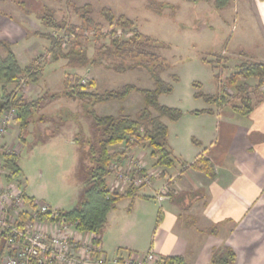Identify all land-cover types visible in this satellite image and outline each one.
<instances>
[{
    "label": "crops",
    "instance_id": "0c3cea01",
    "mask_svg": "<svg viewBox=\"0 0 264 264\" xmlns=\"http://www.w3.org/2000/svg\"><path fill=\"white\" fill-rule=\"evenodd\" d=\"M7 1L0 0V41L12 44L13 52L21 66L25 67L44 55L49 47L46 39L33 34L48 32L33 30L25 23L24 19L31 18L33 12H23L24 9L20 6V9L16 7L6 10ZM17 1L14 7L18 6ZM223 11H229L227 19L231 21L230 25L242 23L241 28L235 26L226 43H232L230 48L234 52L239 49L240 53L245 54V61L264 63V0H231ZM249 19L255 21L254 30L245 26ZM35 20L36 23L40 22L41 27H45L38 15ZM225 24L227 26L226 20ZM220 31L224 36V29ZM237 31H244V36L249 35L243 39L244 42H240L243 36L237 42L232 38V34ZM252 35L261 37V43L256 49L246 41ZM55 64L60 65L65 76V70L69 68L66 61L60 60ZM45 67L43 71L47 69ZM76 70L81 77L91 74L90 69ZM251 81H255L252 83L253 87L257 86L258 80ZM40 90L38 95L36 93L31 97L25 91V98H43L40 94L43 93L42 89ZM254 90L253 88L250 96L256 104L250 115H239L229 107H211L213 113L196 114L207 117L211 124L207 123L198 132L197 138L194 137L201 144L198 148L189 146L186 151L179 148L180 154L175 155L176 142L174 141V147L170 144L176 162L173 167H154L155 160L149 149L132 148L129 162L136 159L149 165L152 161V169L148 168L146 172L153 174L155 180L150 186L140 189L134 198L119 201L109 213L98 245L109 262H120L135 254L144 255L153 251L163 260L162 264L165 258L173 257L182 258L185 264H213L215 254L224 255L230 251L235 255L233 264H264V99L259 98L263 95L262 89L258 92ZM130 97L122 103H127L132 99ZM113 102L115 101L111 103ZM52 107L47 104L42 110L52 112ZM44 120L45 118L42 123ZM10 132L5 140V147L19 154L21 145L15 139L19 138L21 130L14 126ZM122 148L126 150L122 145L112 149L117 152ZM203 153L214 166V178L188 167ZM184 164L188 166L185 167ZM114 177L115 174L111 173L107 178L112 192H115L112 189ZM7 183L0 178V187ZM11 185L13 183L9 182L8 187ZM35 201L39 202L37 199ZM50 208L52 209L51 206ZM45 225L49 226L50 223L46 222ZM72 231V236H76L78 241H93L95 238L93 234L80 233L75 228ZM1 235L2 233L0 264H3L12 250ZM98 256L94 255L96 259Z\"/></svg>",
    "mask_w": 264,
    "mask_h": 264
},
{
    "label": "rangeland",
    "instance_id": "374dc122",
    "mask_svg": "<svg viewBox=\"0 0 264 264\" xmlns=\"http://www.w3.org/2000/svg\"><path fill=\"white\" fill-rule=\"evenodd\" d=\"M25 2L27 3L26 10L33 12L34 15H30L31 18L24 19V21L33 30H47L45 27H41L40 22H35L37 15H41V11L43 12L44 6L55 10L57 21L78 24L80 22L75 16L73 8L91 5L95 18L100 19L101 11L109 9L115 16H124L132 20L137 31L149 36L155 42L153 46L157 49L150 51L157 54L158 61H150L148 57L143 56L130 57L129 59L111 58L108 61H103L109 67L108 69L99 65L91 67L89 68L91 74L89 73L82 79H94L97 83L95 91L102 94L126 85H135L151 90L154 88V73H160L161 78L172 86L173 91L163 94L159 98V103L184 113L177 122L164 119V122L169 126V144L173 146L174 141L176 142L177 147L173 146L175 155L180 154L179 148L186 151L189 146L200 147L201 144L196 139L197 134L207 123L211 124L207 117L197 116L194 113L211 108L198 95L217 94L220 89L215 75H219L224 81L234 71L236 65L247 60V56L240 53L239 49L234 52L230 48L232 43H226L233 29L235 30V26L241 28L242 23L230 25L231 21L227 19L229 11H217L214 7V0L200 3L186 0H25ZM6 4V10L16 7L20 9L18 4L14 7L16 0H8ZM225 20L228 27L225 26ZM245 26L254 30L255 21L249 19ZM223 29L224 36L220 31ZM47 32L49 31L47 30ZM243 33L244 31L234 32L232 38L237 42L243 36L240 42H244L243 39L249 35L244 36ZM89 38L91 41L93 40L92 34ZM260 39V35H252L251 39L246 41H249V45L251 44L252 48L256 49L261 43ZM70 43L65 41L66 49L69 48ZM89 46V54L93 56L94 43L91 42ZM230 51L232 52L230 53ZM214 54H222L225 58H229L224 68L221 63H216L217 67L214 68L204 62L214 61ZM119 64H123L127 71L116 72L114 69ZM59 67L60 65L55 63L48 64L38 84H29L25 81L19 84V94L23 96L27 94V91L29 97L35 96L36 93L38 95V91L42 89L44 94H40L45 96V104H51V107L53 105L51 108L53 111L41 108L40 112H35L33 124L25 133L20 132L19 138L15 139L16 143L20 142L21 145L18 162L22 173L20 183L14 180L11 181L13 183L11 186L18 190L23 189L22 192H26L30 197L33 195L42 204L50 205L53 211L58 209V211L68 212L78 208L84 201L85 189L91 177V141L95 135L90 115L88 116L91 106H86V101H74L64 96L62 82L64 70ZM54 70L56 71L53 72ZM67 70L69 73H73L69 68ZM77 74L79 75L78 72ZM252 83L254 84L255 81H250L251 85ZM29 89L31 90L29 91ZM261 89L263 91L264 87ZM229 92L233 91L229 90ZM53 96H56L54 100ZM130 98L132 99L124 104L115 101L108 105H96L94 109L100 115L118 116L124 111L128 115L136 116L144 106V99L140 93H134ZM14 118L8 124L6 136L0 143L2 164L1 155L9 150L5 147L7 136L14 126L20 129L19 125L14 122ZM2 144L3 146H1ZM132 150V148H126V150L122 148L117 152L113 150L123 157L119 161L113 162L111 168L114 167L113 165H118V173L133 170L135 164L132 162L136 159H131L132 162H129ZM10 151L16 152L12 149ZM146 167L152 169V161ZM143 172L145 173L144 170ZM5 175L6 170L4 169L0 178L5 179ZM154 180L151 178V184ZM8 183L2 185L1 188L7 189ZM146 186L149 185H143L141 189ZM126 190L122 186L117 192L124 193ZM30 205L31 202H26L27 207Z\"/></svg>",
    "mask_w": 264,
    "mask_h": 264
},
{
    "label": "trees",
    "instance_id": "16d2710c",
    "mask_svg": "<svg viewBox=\"0 0 264 264\" xmlns=\"http://www.w3.org/2000/svg\"><path fill=\"white\" fill-rule=\"evenodd\" d=\"M191 2L209 0H186ZM231 0H214L217 11L224 10L230 5ZM17 4L27 11L25 0H18ZM28 12V11H27ZM73 12L80 23L59 22L55 19V10L44 6L38 19L49 30L48 33L36 32L33 36L42 37L49 42V47L44 55L35 59L31 64L21 66L17 56L13 52L12 44L0 41V118L8 111L15 110L14 122L19 125L22 133H25L33 123L35 112L43 108L45 96L38 100H28L19 94V84L25 81L29 84H38L42 71L50 63L64 60L70 71L64 76V96L74 101H86V106H91L88 116L94 130V139L91 141L90 180L84 193V201L71 211H55L58 218H51L52 212L43 214L40 219L46 222L72 224L80 233H91L95 245H100L101 234L106 227L109 213L115 209L117 203L125 198H134L141 187H129L124 193H115L109 189L107 178L112 173L111 164L119 161L122 156L113 152L115 146L124 145L126 148H147L151 151V157L155 160L154 167L168 168L176 165L168 141L169 127L164 119L171 122L180 120L184 113L181 110L163 106L159 98L163 94L173 91L160 73H154V88L142 89L135 85H126L120 89L97 93L94 79H82L76 69H89L94 66H106L103 61L111 58H136L148 57L150 61H158V56L152 49L155 43L149 36L136 30L132 20L124 16H115L109 9H103L100 19L93 15L91 5L73 8ZM40 13V12H39ZM89 34V35H88ZM92 34L93 40L89 38ZM65 41L70 46L65 48ZM93 42L94 55L89 56V44ZM151 50V51H150ZM214 61H204L216 68V63L226 66L229 58L222 54H214ZM162 65V64H161ZM160 65V66H161ZM116 72L127 71L123 64L117 65ZM219 83V92L215 95L199 94L207 104L217 109L229 107L233 112L247 116L254 110V99L250 96L253 86L250 81L258 80L256 92L264 87V63L244 61L237 65L234 71L224 80L215 75ZM86 80L83 84L82 81ZM229 90L233 91L232 93ZM140 93L143 96V108L136 116H131L122 111L118 116H101L94 110L95 105L112 101L125 102L132 94ZM263 95H260L264 99ZM56 96H53L54 100ZM259 101H257L258 103ZM45 104L44 106H46ZM199 113H213L212 109L196 111ZM4 148V147H3ZM201 154L192 165L188 166L197 171L204 172L210 178L215 177L214 166L211 161ZM3 168L6 170L5 179L8 182L20 183L22 169L18 162V154L8 150L1 155ZM185 167L186 164H184ZM25 202L30 203L31 209L36 208L35 199L23 195ZM30 212H23L16 224L22 227L30 219ZM9 231L3 232L1 238L5 244ZM235 255L226 252L224 255H216L213 264H233ZM163 264H185L179 257L165 258Z\"/></svg>",
    "mask_w": 264,
    "mask_h": 264
},
{
    "label": "built area",
    "instance_id": "2783aa9c",
    "mask_svg": "<svg viewBox=\"0 0 264 264\" xmlns=\"http://www.w3.org/2000/svg\"><path fill=\"white\" fill-rule=\"evenodd\" d=\"M82 83L85 84L86 80ZM13 116H16L15 110L5 113L0 120V143L6 136L8 124ZM132 163L135 166L128 172L118 173V165L111 168L115 174L112 188L115 193L122 186L126 189L131 186L151 185V178L154 175L146 172V164L141 160ZM3 171V164L0 161V174ZM16 189L14 186L5 190L0 187V234L10 232L6 244L12 250L3 264H162L163 260L153 251L144 255L135 254L120 262H109L101 248L93 241H78L76 236H72L74 229L72 224L48 222L51 228L45 225L46 221H42L40 216L52 212L51 218L54 219L58 218L57 213L48 205L39 202H35L34 209L27 207L22 191ZM23 212H30V219L22 227H18L16 224ZM95 254L99 255L97 259L94 257Z\"/></svg>",
    "mask_w": 264,
    "mask_h": 264
}]
</instances>
